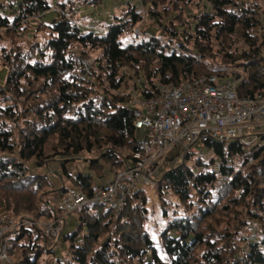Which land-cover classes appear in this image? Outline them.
I'll return each mask as SVG.
<instances>
[{
    "label": "trees",
    "instance_id": "obj_1",
    "mask_svg": "<svg viewBox=\"0 0 264 264\" xmlns=\"http://www.w3.org/2000/svg\"><path fill=\"white\" fill-rule=\"evenodd\" d=\"M8 1L26 19L51 9L49 0ZM141 1L149 4L162 38L137 41L133 31L143 17L134 5L101 35L62 15L50 24L31 20L20 28L18 18L0 11L1 60L8 72L0 85V195L7 197L0 196V207L10 216L54 217L45 209L48 193L39 197L52 185L44 175L30 176V165L44 168L49 160L63 159L68 181L89 196L94 177L70 175L66 163L94 153L99 160L90 161V168L99 177L100 163L117 172L141 148L130 106L133 92L122 93L129 88V72L134 74L129 78L140 79L135 88L144 84L148 98L159 82L179 86L232 67L244 75L240 99L264 97V0ZM101 2L65 0L57 6L71 15ZM204 147L210 160L186 153L184 163L165 171L155 185L165 215L172 204L164 197L176 199L173 218L159 235L160 249L145 231L147 201L136 190L119 214L98 205L80 210L78 228L63 237L70 243L65 255L54 244L48 247L38 231L9 234L10 262L264 264V135L252 148L241 140L210 141ZM70 192L66 186L58 191ZM80 235L82 243L76 244Z\"/></svg>",
    "mask_w": 264,
    "mask_h": 264
},
{
    "label": "built area",
    "instance_id": "obj_2",
    "mask_svg": "<svg viewBox=\"0 0 264 264\" xmlns=\"http://www.w3.org/2000/svg\"><path fill=\"white\" fill-rule=\"evenodd\" d=\"M0 11L18 18L16 27L20 28L28 21H40L46 14L41 12L29 19L22 18L18 7L12 9L8 0H0ZM61 15L66 21H75L63 12ZM142 17L143 20L133 31L136 36L141 35L139 27L146 22V16ZM145 35L147 38L154 37ZM216 71V75L186 80L179 86L159 82L156 94L148 98L143 94L146 93L144 84L139 87L132 95L130 106L141 148L130 154L129 159L124 161V168L114 173L107 187L95 188L89 196L81 191L66 194L59 205L60 212L53 209L54 217L49 223L31 219L14 223L0 216V262L11 264L7 237L23 228L40 232L47 243L54 244L61 237L64 216L69 213L98 205L119 214L134 191L143 185L157 184L154 176L165 165L163 159L169 149H181L185 154L190 153L193 146L210 141H244L247 134L264 127V97L240 99L237 89L244 78L240 70L225 67Z\"/></svg>",
    "mask_w": 264,
    "mask_h": 264
},
{
    "label": "rangeland",
    "instance_id": "obj_3",
    "mask_svg": "<svg viewBox=\"0 0 264 264\" xmlns=\"http://www.w3.org/2000/svg\"><path fill=\"white\" fill-rule=\"evenodd\" d=\"M61 1L64 2L65 0H61ZM118 1H121V2L117 5L114 4L113 15H109L108 16L109 19H107L108 21L104 22V24L106 26L111 24L112 22H114L112 20L113 16L118 17V18H122L125 15V12L128 11L129 7L134 5L136 7L137 13H140L143 16H146V22L143 23L144 25L142 24V26L139 27L141 35L137 36V41L146 37L145 33L148 34L149 36L151 35V36H154L155 38H159V39L163 37L161 29L159 28V26L157 24H155L156 22L151 20V18L149 16V12H150V9H148L150 7L149 4H143V2L141 0H118ZM53 2H54V0H49L50 5H52ZM107 3H109V5L111 4V7H112L111 9L113 10V4L109 0H102L101 4L99 6L93 8V9H97L98 7H100L102 5H106ZM102 7H100V8H102ZM164 8H166V7H163L161 9L164 10ZM168 10H169V8H168ZM168 10H164V11H168ZM101 11L102 10H100L99 12H101ZM91 12H93V11H91ZM69 16L73 17V19L76 20V22L78 24H82L81 26L86 24V19L83 18V16L81 17V16L75 14V12ZM38 22L40 23V21H38ZM151 28L155 29V30L151 31L149 34V30H152ZM32 31L33 30H30V31H28V33L32 34L33 33ZM46 36H47V33H46ZM25 38L26 37L24 36L23 39L20 40L21 45H24L23 43L25 42ZM4 45L7 46L6 47L7 49L11 48V46L9 45L8 42H6ZM1 57H2V52L0 51V85L2 86L4 84V81L6 79L8 72L3 65V61L1 60ZM129 73H130L129 74L130 76L129 75L128 76L134 78V74L131 72H129ZM129 77H128L129 80L127 81L129 88L127 86L124 87V91L122 92L123 94L124 93L126 94L127 92L128 93H130V92L134 93V92L138 91V89L135 88L136 84L134 83V81H135V79H136V81H139L140 79L138 78V76H135L134 80H133V78L131 79ZM260 135H264V127L257 128L254 131L247 134L244 137V143L248 145V148H252L254 145H256V143H258L260 141ZM137 137H138V139H140L139 133H137ZM191 153L192 154L194 153L193 158L199 157V158L204 159L205 161H208L212 158V153L210 151L206 150V148L202 144H198V145L193 146V149L191 150L190 154ZM185 154H183V151L181 149H175V148L169 149L166 152L164 159H163L165 165L157 171V173L154 176V180L159 181V178L162 176V174L165 171H167L171 168H175L178 165L184 163V155ZM97 158H98V156L94 153L93 154L83 153L82 155L78 156L75 161H70V162L66 163V165H65L66 171L70 175L88 174L89 173L88 170H91L90 167L92 166L89 164V162L96 160ZM98 160L99 159H97L96 161H98ZM63 161L64 160L60 159V158H57L55 160H49L46 164V167H44V168H37L36 164L30 165L31 166L30 172L32 173V174H29L30 176H34L35 174L36 175L38 174L41 176L44 175V177H46V181H48L52 185V186H49V185L45 186L43 188L42 192L39 193L40 199L43 198L42 194L48 193V195L45 196V202L46 203L48 202V204L45 206V209L49 210L51 213H53V209H56V210H58V212H60V209H59L60 206L59 205H60L61 201L63 200V198L65 197L66 194L64 195V193L63 194L58 193V191L63 189V186H66L72 192L73 191H80V190H77V188H75V186L72 185L71 182H69L67 177L65 176L64 170L60 166L62 164L61 162H63ZM100 165L102 166L101 175H102L103 170H108L111 173L113 172V170L110 168L111 166L106 165V164H101V163H100ZM123 168H124V166H122V169ZM94 169H99V168L96 167ZM93 172H94V174H96L95 170ZM93 187H94V184H93ZM139 190H141L143 192V194L146 197V201H147L146 202L147 203L146 208L148 210V219H147L146 224H145V231L150 235L152 241L156 244L155 247L160 249L159 248V235L161 232H163L165 230L169 220H171L173 218L175 208L172 205L175 204L176 199L170 195H166V197H164L165 199L170 201L172 204V205H168V207H165L166 208V215H165L163 213V208L161 207V201L158 197L157 189L155 186H144L143 185L142 187L137 189V191H139ZM82 193H84V192H82ZM0 196L3 198H7L6 195H4V194H1ZM12 203H14V200ZM0 209H1L0 210V216L9 218L14 223H17L21 219H31V220L33 219L34 221L37 220L33 214L19 213V214H14L13 216H10V214L7 213V211L4 207H0ZM177 212H179V210ZM80 217H81L80 211H75L73 213H69L66 216H64L65 223H66L65 236L67 234L68 235L72 234L78 228L77 223L79 222ZM42 221H46V219L42 218V219H40V221L37 220V222H39V223ZM51 221L52 220L47 221L46 223H49ZM70 222H73V227L71 226V229L68 228V225ZM9 226H12V224L9 223ZM248 233H249V231H248ZM39 234L41 235V233H39ZM65 236H63V237H65ZM63 237L61 236L60 239L57 242H55L56 244L54 243V248L56 249L55 251L57 253H61V254H62L61 251L64 250L63 255H65L69 249L70 243L64 242ZM82 238H83L82 235L78 236L75 240L76 244H81ZM47 245H48V247L53 246L50 243H47ZM43 259H46L49 262H54L53 257H47L44 255ZM0 263L6 264V263H2V262H0ZM11 264H12V262H11Z\"/></svg>",
    "mask_w": 264,
    "mask_h": 264
},
{
    "label": "crops",
    "instance_id": "obj_4",
    "mask_svg": "<svg viewBox=\"0 0 264 264\" xmlns=\"http://www.w3.org/2000/svg\"><path fill=\"white\" fill-rule=\"evenodd\" d=\"M109 1L113 4V10L111 9L112 7H111V4L109 5V3H107L106 5H102L103 7L100 6L102 8L98 7L97 9H93V8L78 9L75 12V14H77V15H79L81 17L83 16V18L86 19V24L83 25V26H81L82 24H78V23L77 24L83 30L84 29L85 30L88 29L89 31L92 30V31H94V32H96V33H98L100 35L103 34L104 30H105L104 27L106 26L104 24V22L108 21L107 19H109L108 18L109 15H113V13H114V4L117 5V4H119L121 2V1H118V0H109ZM57 2L60 3L62 1L61 0H54L53 4L51 5V9L43 16V18L40 20V23L50 24L51 22L57 21L59 19L60 14H61V9H60V7L57 6V4H58ZM100 10H102V11L99 12ZM91 11H93V12H91ZM113 18H114V16H113ZM153 30H155V29L149 30V34ZM89 164H90V162H89ZM65 168H66V166H65ZM88 171H89V173L85 174V175H91L92 177H94L93 179H94L95 188L107 187L108 184L112 181L113 175L115 173L114 171L111 173L108 170H103L102 175H100L99 177L97 176L98 177L97 178V177H95L93 171H91V170H88ZM44 222L46 223L47 221H42L40 223H44ZM78 225H79V223H77V226ZM71 226L73 227V222L69 223L68 228L71 229ZM65 227H66V223L64 224V229H63V232H62V235H61L62 237L65 236Z\"/></svg>",
    "mask_w": 264,
    "mask_h": 264
},
{
    "label": "clouds",
    "instance_id": "obj_5",
    "mask_svg": "<svg viewBox=\"0 0 264 264\" xmlns=\"http://www.w3.org/2000/svg\"><path fill=\"white\" fill-rule=\"evenodd\" d=\"M47 13V12H46ZM61 15V14H60ZM92 31V30H91Z\"/></svg>",
    "mask_w": 264,
    "mask_h": 264
},
{
    "label": "bare ground",
    "instance_id": "obj_6",
    "mask_svg": "<svg viewBox=\"0 0 264 264\" xmlns=\"http://www.w3.org/2000/svg\"><path fill=\"white\" fill-rule=\"evenodd\" d=\"M162 22V21H161Z\"/></svg>",
    "mask_w": 264,
    "mask_h": 264
}]
</instances>
